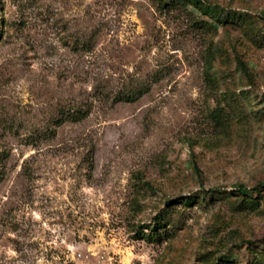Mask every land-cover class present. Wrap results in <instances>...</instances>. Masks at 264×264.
Listing matches in <instances>:
<instances>
[{
	"label": "rangeland",
	"instance_id": "obj_1",
	"mask_svg": "<svg viewBox=\"0 0 264 264\" xmlns=\"http://www.w3.org/2000/svg\"><path fill=\"white\" fill-rule=\"evenodd\" d=\"M202 1L0 0V264H264V0Z\"/></svg>",
	"mask_w": 264,
	"mask_h": 264
},
{
	"label": "trees",
	"instance_id": "obj_2",
	"mask_svg": "<svg viewBox=\"0 0 264 264\" xmlns=\"http://www.w3.org/2000/svg\"><path fill=\"white\" fill-rule=\"evenodd\" d=\"M183 1L185 4H188L190 6H192L193 8L197 9L200 11V13L204 16H208V15H212L217 17L218 15V7L212 6V5H208L205 2H203L202 0H181ZM230 17L234 16V13H230L229 14ZM229 15H227V17H229ZM224 22H226V20H224ZM207 23V22H204ZM239 65L241 66L240 61H238ZM238 193L245 195L246 194V190L243 187H238L237 189ZM187 201V200H186ZM154 222H155V227L153 228V231L156 233V235H158L160 229H163V226L161 225V218L159 215L154 217ZM147 226H140L139 231H137V233H139L140 237L143 238H153V236H151L152 234H143L142 230L144 228H146ZM219 262H223V258H219ZM226 262H223V264Z\"/></svg>",
	"mask_w": 264,
	"mask_h": 264
}]
</instances>
